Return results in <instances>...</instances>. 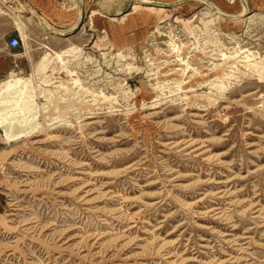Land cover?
<instances>
[{
  "label": "rangeland",
  "instance_id": "1",
  "mask_svg": "<svg viewBox=\"0 0 264 264\" xmlns=\"http://www.w3.org/2000/svg\"><path fill=\"white\" fill-rule=\"evenodd\" d=\"M151 1L0 0V264H264V0Z\"/></svg>",
  "mask_w": 264,
  "mask_h": 264
},
{
  "label": "bare ground",
  "instance_id": "2",
  "mask_svg": "<svg viewBox=\"0 0 264 264\" xmlns=\"http://www.w3.org/2000/svg\"><path fill=\"white\" fill-rule=\"evenodd\" d=\"M135 1L140 2V4L153 2L151 0H134V2ZM30 11H31V14L37 17L38 23L41 25V27L46 32H49L51 34L56 33L55 35H65V34H58V33L63 32V30L62 29L60 30L59 28L58 29L55 28L54 26L50 25L45 19L40 18V16H38L36 11H34L32 8H30ZM253 17H255V14L249 15L247 19L251 20ZM72 28H74V26L68 30H71ZM75 49H76V46H71L62 51L55 52L54 53L56 56L55 58L60 60L61 64L63 65L64 61H63L62 55L63 54L68 55L69 53L73 52ZM9 78L10 79L7 82H3V85H1L0 87V96L4 93L6 94L8 91H11L10 97H5L4 99H1L0 101V127L2 128V136L7 142L15 141L18 138L26 136L27 134L32 132V129L30 127H26L24 130L19 131V132L7 130V129H4V127L7 126L8 124L11 125L12 123H17V125L23 127L29 122H31V120L35 118L34 101L36 98L35 95L29 94L26 92L27 91L26 89H28L27 87L30 85L29 81L23 80L21 77L17 76L15 73H11ZM64 106L65 105H62L61 107H64ZM31 110L33 114H28L27 112Z\"/></svg>",
  "mask_w": 264,
  "mask_h": 264
},
{
  "label": "crops",
  "instance_id": "3",
  "mask_svg": "<svg viewBox=\"0 0 264 264\" xmlns=\"http://www.w3.org/2000/svg\"><path fill=\"white\" fill-rule=\"evenodd\" d=\"M27 8L29 9V11H30V7L29 6H27ZM102 8L100 7V8H98L97 9V11L99 12V10H101ZM31 14V13H30ZM38 15V14H37ZM96 14H94V13H92L91 14V17L93 18V19H95V16ZM98 15H100V12H99V14ZM31 16H35V15H33V14H31ZM39 16V15H38ZM36 17V16H35ZM41 18H43V17H41ZM36 19H37V17H36ZM44 19V18H43ZM37 21H38V19H37ZM47 21V20H46ZM48 22V21H47ZM49 23V22H48ZM39 24V23H38ZM50 24V23H49ZM50 25H52V24H50ZM53 26V25H52ZM39 27L42 29V30H44L42 27H41V25L39 24ZM55 27V26H54ZM55 28H57L58 29V27H55ZM60 29V28H59ZM67 29H69V28H67ZM67 29H62V30H67ZM61 30V29H60ZM45 31V30H44ZM83 33V31H81L80 32V34H82ZM67 34V33H66ZM71 46H73V45H71V44H69V45H67L66 46V48L65 49H67V48H69V47H71ZM10 49V48H9ZM11 70V71H10ZM9 71H7L6 72V75H7V77H9L10 76V74L11 73H13V69L11 68ZM0 142H4V137L3 136H1L0 137Z\"/></svg>",
  "mask_w": 264,
  "mask_h": 264
},
{
  "label": "built area",
  "instance_id": "4",
  "mask_svg": "<svg viewBox=\"0 0 264 264\" xmlns=\"http://www.w3.org/2000/svg\"><path fill=\"white\" fill-rule=\"evenodd\" d=\"M19 46V38L17 36H12L7 42V47L10 49H15Z\"/></svg>",
  "mask_w": 264,
  "mask_h": 264
}]
</instances>
